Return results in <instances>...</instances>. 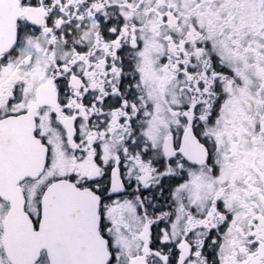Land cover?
<instances>
[{
    "label": "snow or ice",
    "instance_id": "snow-or-ice-1",
    "mask_svg": "<svg viewBox=\"0 0 264 264\" xmlns=\"http://www.w3.org/2000/svg\"><path fill=\"white\" fill-rule=\"evenodd\" d=\"M0 264H264V0H0Z\"/></svg>",
    "mask_w": 264,
    "mask_h": 264
}]
</instances>
